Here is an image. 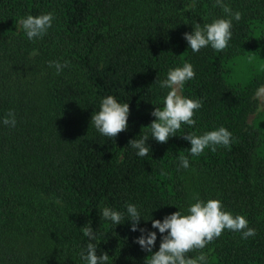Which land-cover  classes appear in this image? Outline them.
Returning <instances> with one entry per match:
<instances>
[{
	"label": "trees",
	"instance_id": "1",
	"mask_svg": "<svg viewBox=\"0 0 264 264\" xmlns=\"http://www.w3.org/2000/svg\"><path fill=\"white\" fill-rule=\"evenodd\" d=\"M232 19L228 47L194 53L184 39L193 25L228 19L216 0H0V264H87L89 242L107 264H145L138 228L161 234L152 219L188 214L197 199L220 200L244 216L255 236L225 229L204 249L206 264H264V112L251 123L255 91L264 84V0H223ZM54 14L51 28L29 40L19 21ZM35 52V54H33ZM50 61L68 62L59 74ZM193 66L182 94L203 101L194 125L181 124L167 143L148 127L164 107L170 69ZM128 103V129L115 139L91 123L101 101ZM9 111L16 126L2 123ZM226 128L229 146L189 153L184 135ZM148 136L145 157L129 145ZM186 157L189 167L181 166ZM124 213L120 225L102 209ZM91 225L95 241L83 234Z\"/></svg>",
	"mask_w": 264,
	"mask_h": 264
},
{
	"label": "clouds",
	"instance_id": "2",
	"mask_svg": "<svg viewBox=\"0 0 264 264\" xmlns=\"http://www.w3.org/2000/svg\"><path fill=\"white\" fill-rule=\"evenodd\" d=\"M216 5L222 8L226 16L229 17L228 19L219 18L203 27L200 23H196L193 25L191 33H184V39L194 53L209 45L217 51L225 50L232 36V19L239 21L242 18L239 11L233 12L229 5L224 4L223 0H216ZM194 7L195 0L185 10L188 11ZM54 18V14L51 12L38 16L28 15L19 23L26 32L27 38L33 40L47 33ZM49 66L55 67L59 74L69 65L67 61L63 64L59 61H50ZM195 75L193 66L186 62L182 67L170 69L167 79L156 80L161 88L170 89L165 97L164 107L162 109L156 107L151 113L156 119L148 127L156 142L167 143L169 138L181 128L182 123L195 124L194 112L202 107L203 101L187 98L181 91L185 82L194 79ZM254 99L260 102L257 105V111L264 110V85L255 91ZM129 114L130 108L127 102L121 104L116 98L109 95L102 99L100 110L92 115L91 123L102 135L115 139L118 134L127 131ZM2 123L15 127V113L9 111ZM183 138L191 144L189 153L198 156L210 146L212 151L216 150V146H229L232 142V133L226 128L220 127L203 135L187 134ZM148 139L149 137L145 135L139 140L129 141V145L137 150L139 157L148 155L150 149L146 143ZM180 160L183 168L189 167L186 157H180ZM222 207L221 201L217 199H210L207 202L197 199L188 208V214L176 211L165 216L163 221L152 219V228L158 229L161 234L159 250L155 252H153V248L157 241V233L145 228H138L141 216L133 204L127 205V221L131 222V231L141 233L134 243L138 244L143 251L151 253L146 258L145 264H206L207 256L203 252L195 258L187 256V253L204 249L208 243L220 237L225 229L242 232L244 239L256 234L255 229L248 226L249 222L244 216L236 215L234 217L230 212L222 210ZM101 215L115 226L122 224L121 221L124 219V213L108 207L102 209ZM82 230L89 241H95L98 238L91 225L84 226ZM86 251L87 254L82 252L81 257L87 261V264H107L108 253L103 252L102 255H97L95 243L89 242Z\"/></svg>",
	"mask_w": 264,
	"mask_h": 264
},
{
	"label": "rangeland",
	"instance_id": "3",
	"mask_svg": "<svg viewBox=\"0 0 264 264\" xmlns=\"http://www.w3.org/2000/svg\"><path fill=\"white\" fill-rule=\"evenodd\" d=\"M264 85V84H263ZM262 86V85H261ZM260 102L257 100V105L259 104ZM261 112H264V110H262V111H257V107H256V110H255V112L254 113H251L250 115H249V118H248V121H249V123H251L252 122V120L259 114V113H261Z\"/></svg>",
	"mask_w": 264,
	"mask_h": 264
}]
</instances>
